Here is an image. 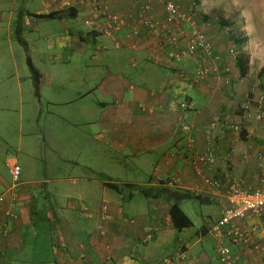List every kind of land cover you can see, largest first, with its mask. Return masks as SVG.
Masks as SVG:
<instances>
[{"label":"crops","instance_id":"0c3cea01","mask_svg":"<svg viewBox=\"0 0 264 264\" xmlns=\"http://www.w3.org/2000/svg\"><path fill=\"white\" fill-rule=\"evenodd\" d=\"M230 2V15L243 24L213 31L199 23L211 45L207 53L200 49L194 54L183 53L189 27L169 21L160 0L154 2L151 16L169 22L178 40L173 46L166 35H153L135 21H128L111 36L90 27L86 33L77 31V39L68 42V48L85 53L92 44L90 50L96 48V53L110 52L88 58L68 57L56 65L51 56L35 62L30 56L14 55L13 42L5 35L9 44L0 51V142L6 144L7 138L1 134L7 135L9 130L11 134L14 129L11 113L18 112L19 138L24 111L38 121L43 106L58 110L53 115L57 122L47 127L45 146L56 155L63 153L67 163L83 171L78 177L69 174L67 178L72 185L80 184L75 196L80 203H35V185H45L48 179L23 182L16 188L18 201L0 202V225L5 207L17 214L8 222L7 233H0V264H26L34 241L48 245L43 260L36 264H162L179 252L186 258L183 264H220L215 253L219 242L242 264H264V248L235 245L223 237L213 236L211 257L201 247L194 250L208 232L206 215L194 239L186 237L189 227L176 233L168 216L169 204L179 206L184 199L213 202L220 213L226 204L224 190L204 184V176L222 184L233 181L242 188L258 186L264 176V43ZM177 4L181 11H187L196 3L178 0ZM218 5L220 8L221 2ZM48 7L37 13L67 11L58 0H51ZM140 7V0H113L109 11L135 18ZM32 14L27 13V20L37 21L39 18ZM18 15L13 24L8 21L7 28L13 25L17 41L25 47L28 40L22 32L33 27H25L24 13ZM2 16L0 13V19ZM56 19L75 18L67 11ZM89 33H95V38ZM101 36L107 42L98 47ZM243 36L246 41L235 43L233 38ZM64 43L53 41L51 46L66 48ZM239 53L246 58L245 75L240 74L236 62ZM201 67L206 71L198 77L196 72ZM70 80L82 88L70 89ZM234 123H240L238 130L231 127ZM85 125L89 129L82 135L78 130ZM17 153L18 147L16 158H4L0 153V194L10 186L5 162L18 165ZM208 153L213 158L211 164L198 159ZM127 162L133 163L139 178H124L120 170H102L110 163L119 167ZM27 184L33 186L27 188ZM125 185L144 191L148 203H117L108 192L128 200L133 189L122 188ZM39 222L44 224L40 228L44 233L33 232L39 229ZM235 223L240 228L255 224L264 232V215ZM54 233L58 238H53ZM255 234L253 242L264 245V234ZM147 235L150 238L146 240Z\"/></svg>","mask_w":264,"mask_h":264},{"label":"rangeland","instance_id":"374dc122","mask_svg":"<svg viewBox=\"0 0 264 264\" xmlns=\"http://www.w3.org/2000/svg\"><path fill=\"white\" fill-rule=\"evenodd\" d=\"M50 1L51 0H0V13H3V18L0 19V34L2 33L0 36L1 52L6 50V45L9 44V42H13L14 55L21 54L23 58H25V56H30L35 62H41L42 60H46L47 57L51 56V58H55L53 62H55L56 65H59L57 62H62V60H65L68 57L73 58L74 56L84 55L88 58L90 56H102L110 52L96 53V51H98L96 48L94 50H90L92 44L89 49L85 50V53H79L78 50H70L68 48L67 43L72 39H77V31L86 33L90 29V26L84 24L82 16L68 21L63 19H38L37 21H35V19H32L31 21L27 20L28 12L35 14L39 11H46L49 9L48 3ZM174 1L176 4L178 3V0ZM193 1L198 5L197 6L194 4L196 8L195 12L197 14L196 17L199 29L202 28L201 26V28L199 27V23H205L207 26H210L208 30L212 29L213 31H215L217 28L219 30V27L223 29V27L225 28L226 26L235 25V23L242 25V20H238L236 16L230 15L231 9H228V3L231 1L237 6L236 10L246 17L249 30L254 33V35H256V38H258L259 41L264 43V0ZM220 2L221 7L218 8V3ZM230 4L229 7H231ZM135 8L136 4L133 3V10ZM19 13H24L25 15L24 18H22L25 27H33L31 30L24 28L22 32L23 37L28 40L27 46L25 47H21L22 44L17 41L14 34L13 25L7 28L8 21L13 24L17 19H19ZM222 20L227 21L228 25H223L221 23ZM8 29L11 30L10 33H7ZM67 30L72 32H70L71 35H69ZM214 34L217 33L215 32ZM5 35H8L9 37L8 43L4 38ZM58 40H63L65 42L64 47L66 48H52L51 43ZM88 42L89 41H87V43ZM106 42L107 40L101 36L97 38L96 45L101 47L105 45ZM236 47L238 48L239 45ZM10 50L12 51V48H9L7 52L10 53ZM79 87L80 89L82 88L80 84L78 86L73 80H70V89L74 90L75 88L78 89ZM57 112L58 110L43 106V111L39 113L40 117L37 121L35 119L32 120L30 112L24 111L22 114V122L20 123L22 131L19 138V132L17 130L19 123L17 114L18 112L11 113L12 118L15 120L14 129L11 131V134L10 130L7 135L1 134L3 137L7 138L6 144H2V142H0V153L4 158H16V147H18L17 163L20 168V175L18 179L20 183L48 179L45 185H35L38 189V193L36 194L37 196L35 195L34 197H36L35 203H50L51 206L53 203H80V201L75 197L76 194L79 193L80 184L76 182V184L72 185L69 181H67V178H69V174L70 176L78 177L83 171L78 167L67 163L63 159V153L56 155L55 153L50 152L45 146L44 140L47 138V127L50 125V123L57 122L56 118L53 116L54 114H57ZM88 129L89 128L85 125L79 127L78 131L82 135H87ZM71 132L73 133L74 130H71ZM18 141L19 145H17ZM60 152H62V147H60ZM132 164V162H127L126 165L123 163L121 166L119 165V167H115L113 166V163H110L109 166L102 170H120L124 175V178H129V175L133 176L134 178H139V175L133 172ZM105 165L106 163H104V166ZM2 169L6 170L3 163ZM7 174L8 173H6V176L9 177V182L11 183L12 181L10 174ZM30 186L33 185H25L27 188ZM140 189H144V187H141ZM129 192L131 193V198L128 200L122 199L120 196H118V194H115L112 191H109L108 193L115 197L117 203H148L149 199H146V197H144L140 191H137V189H133ZM179 208L185 213L192 223L187 229V233H185L186 237H190V239H194V233L199 228L201 218L203 216L205 217L206 215V219H204L205 225L215 222L220 217V213L217 212V208L213 202L199 203L197 201L184 199L181 201V203H179ZM73 214L75 216L79 215L76 213V211H74ZM42 226H44V224L39 222L38 225H36V227L39 229L33 231V226H31V229L34 233H44L45 230L40 231ZM175 235L177 234L175 233ZM177 237L181 236L179 235ZM53 238H58L57 233H54ZM34 243L35 246L31 250L27 251V260L25 261L26 264H36L41 262L45 256L46 248L48 246L47 243V246L44 243L38 241H34ZM213 245V235L210 232H207V234L202 238L201 243L194 247V250L201 247L211 257L213 255ZM165 249L168 250L169 248L167 247Z\"/></svg>","mask_w":264,"mask_h":264},{"label":"built area","instance_id":"2783aa9c","mask_svg":"<svg viewBox=\"0 0 264 264\" xmlns=\"http://www.w3.org/2000/svg\"><path fill=\"white\" fill-rule=\"evenodd\" d=\"M65 9L71 10L77 15H83V22L85 25L90 26L102 35L111 36L122 30V28L128 23V21H135L153 35H166L172 46L178 41L177 37L172 33V29L169 26V22H161L151 16L153 11V4L156 0H140L141 7L137 12L138 15L133 17H124L117 13L110 12L112 7L111 0H58ZM123 1V0H118ZM163 2L164 11L167 14L169 21L183 24L184 27H189L188 42L184 46L183 53L194 54L197 50H203L206 53L211 50V45L207 41L206 36L202 30L198 28L197 18L195 12L181 11L174 0H160ZM87 16V17H85ZM85 17V18H84ZM98 25H101L98 27ZM177 55V54H174ZM206 69L201 67L197 70L198 77H202L205 74ZM257 102V101H256ZM257 117H260L258 113L260 106H255ZM245 115H241L243 121ZM240 123H234L231 127L234 130L239 129ZM183 129H186L183 127ZM211 164L213 158L208 153L206 156L198 158ZM6 166L11 177L10 186L6 191L0 194V202H16L18 201V195L16 188L21 185L18 181L20 175L19 166L13 161H6ZM202 181L209 187L224 190V202L226 203L221 211L220 217L215 222L210 223L207 227L210 232L217 239L226 238L235 245H243L247 248L262 249L264 245L255 244L252 240L253 233L262 237L264 234L255 224H250L247 228H240L235 223L236 220H244L247 218H259L264 215V176L260 178L258 186L253 188H242L238 183L233 181L222 184L216 178L202 177ZM105 207L102 206V215H104ZM17 214L11 207H5L2 211V219L0 225V233H7L8 222L16 219ZM150 236H146V240ZM216 247V259L220 264H242L237 259L238 257L228 252L226 247L218 243ZM185 256L183 252L173 254L167 257L162 264H183L185 262Z\"/></svg>","mask_w":264,"mask_h":264},{"label":"trees","instance_id":"16d2710c","mask_svg":"<svg viewBox=\"0 0 264 264\" xmlns=\"http://www.w3.org/2000/svg\"><path fill=\"white\" fill-rule=\"evenodd\" d=\"M67 10V9H66ZM69 12V16L72 17V18H75L78 17V15L76 13H74L73 11L71 10H67ZM67 11H61V12H56V13H49V14H40V13H35L34 16L35 17H38L39 19H56L58 16H60L61 14H64L66 13ZM195 12L196 11V8L194 6V4L192 5L191 8H189L187 10V12ZM197 16L196 12H195V17ZM221 23L223 25H228V22L225 21V20H222ZM89 34H92L93 38H95V33H89ZM88 34V35H89ZM235 40V43H238V44H241L243 43L244 41H246L247 37L246 36H243L241 38H233ZM246 58L239 53V55L236 56V62H237V65L239 67V70H240V74L241 75H245L246 71H247V66H246ZM107 187L113 189V190H117L115 187L113 186H108ZM122 188H126V189H133L131 186H126L125 187H122ZM118 191V190H117ZM143 196H146L145 192L141 191L140 192ZM168 216H169V219H170V222H171V225H172V228L174 229V231L177 233V232H180L182 229H185V228H188L191 226V222L189 221V219L187 218V216L183 213V211L179 208V206L175 203H171L169 204L168 206Z\"/></svg>","mask_w":264,"mask_h":264}]
</instances>
